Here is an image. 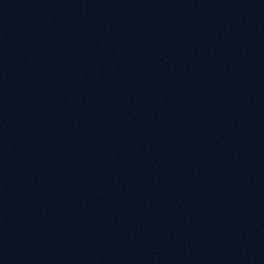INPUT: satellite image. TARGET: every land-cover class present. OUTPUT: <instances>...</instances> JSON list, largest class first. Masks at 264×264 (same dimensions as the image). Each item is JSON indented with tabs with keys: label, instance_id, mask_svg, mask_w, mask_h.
I'll list each match as a JSON object with an SVG mask.
<instances>
[{
	"label": "water",
	"instance_id": "obj_1",
	"mask_svg": "<svg viewBox=\"0 0 264 264\" xmlns=\"http://www.w3.org/2000/svg\"><path fill=\"white\" fill-rule=\"evenodd\" d=\"M232 0H0V264H136Z\"/></svg>",
	"mask_w": 264,
	"mask_h": 264
}]
</instances>
